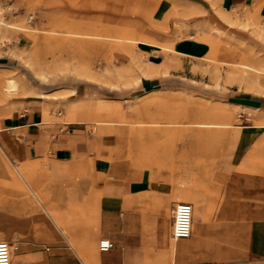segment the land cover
Returning <instances> with one entry per match:
<instances>
[{
	"label": "rangeland",
	"instance_id": "374dc122",
	"mask_svg": "<svg viewBox=\"0 0 264 264\" xmlns=\"http://www.w3.org/2000/svg\"><path fill=\"white\" fill-rule=\"evenodd\" d=\"M184 2L0 0V128L24 100L77 89L96 103L97 135L112 134L133 167L179 168L182 196L196 193L236 147L235 126L264 130V51L217 22L195 26ZM159 68L167 73L143 75ZM153 77L160 92H142ZM239 144L252 153L245 184L264 188V138ZM54 179L0 140V241L18 246L10 264H86L89 243L78 256L53 223L68 219L47 190Z\"/></svg>",
	"mask_w": 264,
	"mask_h": 264
},
{
	"label": "crops",
	"instance_id": "0c3cea01",
	"mask_svg": "<svg viewBox=\"0 0 264 264\" xmlns=\"http://www.w3.org/2000/svg\"><path fill=\"white\" fill-rule=\"evenodd\" d=\"M182 1L194 12L195 26L217 22L264 51V0ZM179 47L194 50L192 43ZM157 79L146 80L142 92H160ZM79 92L24 100L1 121L0 140L21 162L47 163L55 177L47 190L68 218L62 228L53 223L78 256L89 243L86 264H264V188L245 184L241 166L252 153L239 144L264 138V130L235 126L237 145L211 178L196 193L184 187L193 208L191 234L175 240L172 209L185 197L181 169L133 167L112 134L97 135L96 103ZM257 108L264 110V98ZM103 238L112 243L107 251L98 249Z\"/></svg>",
	"mask_w": 264,
	"mask_h": 264
},
{
	"label": "built area",
	"instance_id": "2783aa9c",
	"mask_svg": "<svg viewBox=\"0 0 264 264\" xmlns=\"http://www.w3.org/2000/svg\"><path fill=\"white\" fill-rule=\"evenodd\" d=\"M238 117L248 119L245 114L239 113ZM192 227V205L188 202H177L172 209L171 236L173 239L187 238L191 234ZM112 247L108 239H101L98 242L100 251H107ZM18 248L17 244H7L0 241V264H9L11 253Z\"/></svg>",
	"mask_w": 264,
	"mask_h": 264
},
{
	"label": "bare ground",
	"instance_id": "6f19581e",
	"mask_svg": "<svg viewBox=\"0 0 264 264\" xmlns=\"http://www.w3.org/2000/svg\"><path fill=\"white\" fill-rule=\"evenodd\" d=\"M14 82L15 81H13V79H11V80H8V82H7V89L8 90H10L11 91V89L13 90V88L15 87V85H14ZM195 198V197H194ZM190 194L188 195V196H186V197H183V198H181V200H182V202H186V201H189L190 202ZM196 199V198H195ZM193 200V199H192ZM199 201V200H198ZM188 202V203H189ZM194 203V202H193ZM192 203V204H193ZM202 204V203H201ZM196 205V204H195ZM193 207H195V206H193ZM192 212H193V208H192ZM194 214V213H193ZM199 215V214H198ZM195 219V218H194ZM188 238V237H187ZM106 239V238H105ZM182 239H185V238H182ZM175 240H179V239H175ZM10 262H11V259H10ZM10 264V263H9Z\"/></svg>",
	"mask_w": 264,
	"mask_h": 264
}]
</instances>
